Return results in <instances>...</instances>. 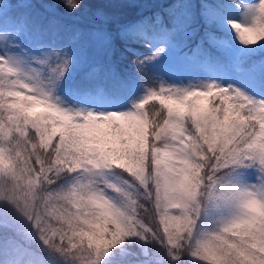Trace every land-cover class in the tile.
<instances>
[{"label":"snow or ice","instance_id":"6c2138e0","mask_svg":"<svg viewBox=\"0 0 264 264\" xmlns=\"http://www.w3.org/2000/svg\"><path fill=\"white\" fill-rule=\"evenodd\" d=\"M84 7L0 0V264H264V0Z\"/></svg>","mask_w":264,"mask_h":264},{"label":"trees","instance_id":"16d2710c","mask_svg":"<svg viewBox=\"0 0 264 264\" xmlns=\"http://www.w3.org/2000/svg\"><path fill=\"white\" fill-rule=\"evenodd\" d=\"M56 2V0H54ZM113 0H84L85 7L80 13V19L84 22L90 20L93 14L97 11V6L104 3H110ZM108 11H119V10H108Z\"/></svg>","mask_w":264,"mask_h":264}]
</instances>
